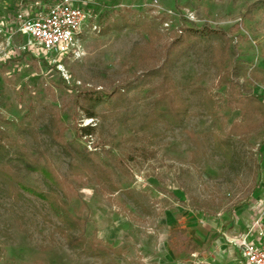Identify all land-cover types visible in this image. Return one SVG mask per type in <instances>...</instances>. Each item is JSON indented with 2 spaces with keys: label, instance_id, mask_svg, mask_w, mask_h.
<instances>
[{
  "label": "rangeland",
  "instance_id": "1",
  "mask_svg": "<svg viewBox=\"0 0 264 264\" xmlns=\"http://www.w3.org/2000/svg\"><path fill=\"white\" fill-rule=\"evenodd\" d=\"M80 2L92 18L75 51L59 57L9 39L19 10L45 12L54 1L0 0V138L10 157L47 158L69 181L67 200L83 216L86 245L96 238L106 258L71 250L46 202L28 194L17 200L0 180V264H203L219 240L231 245L259 218L264 226V117L252 113L248 131L230 137L231 161L216 149L215 137L227 138L244 119L231 69L221 73L213 63L216 41L193 44L171 66L190 106L182 126L143 128L163 85L145 74L193 25L228 34L221 42L231 57L261 71L249 87L264 101V0ZM107 94L109 101L95 104ZM85 126L94 127L92 136L77 133ZM58 133L87 149L109 180L74 176L51 137ZM14 169L47 191L41 175L18 162Z\"/></svg>",
  "mask_w": 264,
  "mask_h": 264
},
{
  "label": "trees",
  "instance_id": "2",
  "mask_svg": "<svg viewBox=\"0 0 264 264\" xmlns=\"http://www.w3.org/2000/svg\"><path fill=\"white\" fill-rule=\"evenodd\" d=\"M47 3L56 0H44ZM52 5V4H51ZM192 29H186V36H180L166 45L163 61L157 69H152L145 77L154 78L161 76L163 85L159 90V97L155 101L152 117L143 125L144 129H151L157 123H162L169 129L179 128L182 126L185 118L189 116L190 106L179 93L174 85L171 76V66L179 60L184 52L193 44H198L212 38L216 41L217 47L213 55V63L218 72L224 73L230 70L233 85L238 88L237 95L233 96V101L238 108L243 111V121L235 123L227 138L215 137L216 149L219 150L227 161L232 160V146L229 139L232 135H242L247 132L246 125H249V118L252 113H257L264 117V101L262 97L254 93L249 85H255L260 80L258 70H248L241 63L234 60L229 53V47L223 46L221 39H228V34L223 29H211L207 26L197 27L193 25ZM185 37V38H184ZM264 74V72H263ZM244 79V83H240V78ZM111 98L110 94L102 95L95 100V104H103ZM205 105L211 116H215L213 100L210 96L205 97ZM97 114L95 111L88 115V119H95ZM247 130V131H246ZM80 136H92L94 127H79L77 130ZM52 139L61 146L65 153L71 158L70 170L74 176L96 175L105 181L109 180V171L103 170L97 166L92 155L87 149H82L76 142L68 143L63 133L51 135ZM16 162L20 163L27 171L34 172L44 180L47 191L41 190L39 187L33 186L20 178L17 170H15ZM0 180L3 181L9 189V194L17 200L23 199V194L38 198L46 202L53 216L60 223L57 228L60 234L65 238L68 247L75 251L81 252L89 257H105L104 249L96 248V238L92 240V244L87 246L85 241V221L79 213H74L69 202L68 190L70 183L67 179L62 178L54 165L46 158L40 162L32 160L24 154H19L17 159L10 157L7 147L4 144V138H0ZM179 230H174L173 235H177ZM185 232L184 230H182Z\"/></svg>",
  "mask_w": 264,
  "mask_h": 264
},
{
  "label": "built area",
  "instance_id": "3",
  "mask_svg": "<svg viewBox=\"0 0 264 264\" xmlns=\"http://www.w3.org/2000/svg\"><path fill=\"white\" fill-rule=\"evenodd\" d=\"M91 18L90 10L80 0H57L45 12L19 10L9 39L18 36L24 40V50L39 49L46 55L63 57L78 47L83 27ZM234 244L241 251L242 264H264L262 219H257Z\"/></svg>",
  "mask_w": 264,
  "mask_h": 264
},
{
  "label": "crops",
  "instance_id": "4",
  "mask_svg": "<svg viewBox=\"0 0 264 264\" xmlns=\"http://www.w3.org/2000/svg\"><path fill=\"white\" fill-rule=\"evenodd\" d=\"M241 236H238L235 239ZM217 246L218 248L214 253L208 249L209 251L206 253V260L203 262V264H242L241 261L243 258L241 251L237 248V246H235L234 243L229 245L222 239V241H218Z\"/></svg>",
  "mask_w": 264,
  "mask_h": 264
}]
</instances>
